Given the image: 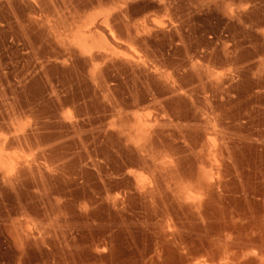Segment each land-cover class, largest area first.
Masks as SVG:
<instances>
[{
	"label": "rangeland",
	"instance_id": "rangeland-1",
	"mask_svg": "<svg viewBox=\"0 0 264 264\" xmlns=\"http://www.w3.org/2000/svg\"><path fill=\"white\" fill-rule=\"evenodd\" d=\"M0 156V264H264V0H0Z\"/></svg>",
	"mask_w": 264,
	"mask_h": 264
},
{
	"label": "bare ground",
	"instance_id": "bare-ground-1",
	"mask_svg": "<svg viewBox=\"0 0 264 264\" xmlns=\"http://www.w3.org/2000/svg\"><path fill=\"white\" fill-rule=\"evenodd\" d=\"M103 14L104 20L102 21L103 25L108 27V20H107V12L101 13ZM156 26H161V22L158 19H152ZM143 24V21L142 23ZM91 23V19L86 22L83 26L77 29L73 34V41L74 44L85 54H89L92 50L98 49L107 51L109 50L110 45L107 43L105 38L98 33L97 30L91 31L89 30ZM142 29L145 30V26H142ZM110 35L114 37V32L110 30ZM117 51L114 47L112 48ZM114 52V51H113ZM0 165L6 167L5 163L3 162L2 157L0 156Z\"/></svg>",
	"mask_w": 264,
	"mask_h": 264
}]
</instances>
